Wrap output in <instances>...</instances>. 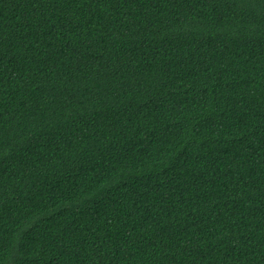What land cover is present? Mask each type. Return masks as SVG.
Wrapping results in <instances>:
<instances>
[{"label": "trees", "instance_id": "1", "mask_svg": "<svg viewBox=\"0 0 264 264\" xmlns=\"http://www.w3.org/2000/svg\"><path fill=\"white\" fill-rule=\"evenodd\" d=\"M0 264H264V0H0Z\"/></svg>", "mask_w": 264, "mask_h": 264}]
</instances>
